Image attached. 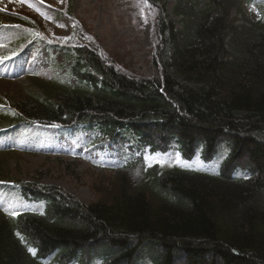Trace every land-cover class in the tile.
Returning a JSON list of instances; mask_svg holds the SVG:
<instances>
[{
	"label": "trees",
	"instance_id": "16d2710c",
	"mask_svg": "<svg viewBox=\"0 0 264 264\" xmlns=\"http://www.w3.org/2000/svg\"><path fill=\"white\" fill-rule=\"evenodd\" d=\"M170 1L148 0L159 12L154 77L67 42L70 65L48 80L30 76L23 101L0 104V130L89 134L84 150L101 154L93 164L140 166L144 177L133 189L122 175L109 199L90 203L14 180L16 198L0 197V264H264V0H230L259 12L248 28L231 24L221 0H174L179 27L168 20ZM222 144L227 156L212 169Z\"/></svg>",
	"mask_w": 264,
	"mask_h": 264
},
{
	"label": "rangeland",
	"instance_id": "374dc122",
	"mask_svg": "<svg viewBox=\"0 0 264 264\" xmlns=\"http://www.w3.org/2000/svg\"><path fill=\"white\" fill-rule=\"evenodd\" d=\"M221 1L230 9L229 20L234 26L245 24L248 28L258 19L259 12L250 6ZM202 2L201 8L209 6L208 0ZM175 5L171 0L166 8L168 20L181 27L182 19L175 14ZM69 11L78 26L69 19ZM4 12L27 18L38 30L30 35ZM158 15L148 0H0V104L16 106L23 101L30 89V76L48 80L60 64L70 65L60 49L67 42L96 45L117 69L131 76L154 77ZM58 73L63 75L65 70ZM11 134L18 135L9 137L0 131V181L7 187L0 191V197L4 199L16 198L11 196L10 187L16 179L55 185L90 203L109 199L106 192L120 189L122 175L126 174L133 189L144 178L140 166L119 171L93 164L91 160L101 154L83 150L85 142L91 139L89 134L76 138L75 131L67 135L56 125L33 126L27 132ZM227 152L222 144L211 153L215 159L209 160L207 166L220 169ZM138 169L140 176H135Z\"/></svg>",
	"mask_w": 264,
	"mask_h": 264
},
{
	"label": "snow or ice",
	"instance_id": "6c2138e0",
	"mask_svg": "<svg viewBox=\"0 0 264 264\" xmlns=\"http://www.w3.org/2000/svg\"><path fill=\"white\" fill-rule=\"evenodd\" d=\"M157 162L159 163V160ZM149 166H151V165H149ZM135 176H140V170L139 169L136 171ZM12 215H19V213L13 212ZM30 251L34 252V250H31V249H30Z\"/></svg>",
	"mask_w": 264,
	"mask_h": 264
},
{
	"label": "bare ground",
	"instance_id": "6f19581e",
	"mask_svg": "<svg viewBox=\"0 0 264 264\" xmlns=\"http://www.w3.org/2000/svg\"><path fill=\"white\" fill-rule=\"evenodd\" d=\"M78 147H79V146H78ZM83 150H84V147H83ZM75 151H77V150H74V152H75ZM89 151L91 152L92 150H89Z\"/></svg>",
	"mask_w": 264,
	"mask_h": 264
}]
</instances>
